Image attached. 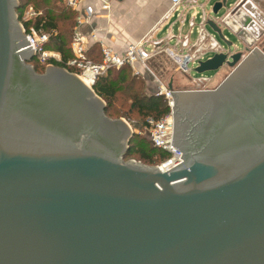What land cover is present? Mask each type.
Segmentation results:
<instances>
[{
    "label": "water",
    "instance_id": "water-1",
    "mask_svg": "<svg viewBox=\"0 0 264 264\" xmlns=\"http://www.w3.org/2000/svg\"><path fill=\"white\" fill-rule=\"evenodd\" d=\"M17 7L0 0V264H264V52L228 42L193 68H233L216 88L169 84L184 162L162 169L124 159L132 128L77 74L35 70Z\"/></svg>",
    "mask_w": 264,
    "mask_h": 264
},
{
    "label": "built area",
    "instance_id": "built-area-1",
    "mask_svg": "<svg viewBox=\"0 0 264 264\" xmlns=\"http://www.w3.org/2000/svg\"><path fill=\"white\" fill-rule=\"evenodd\" d=\"M82 1L83 0H65V3L69 7L78 10V6ZM101 1L103 8L109 10L110 1ZM170 1L172 3V10H178L181 12L189 7H194L196 4V0ZM85 11L87 14L86 18H84L78 12L77 23L74 29L73 40L71 44L73 58L68 61V65L75 67L77 70L75 74H77L80 79L85 78L90 83V87L92 88L96 80L99 77L105 75L112 67L129 65L132 67L136 75H140V70L136 68V64L139 62L151 72L148 66L150 59L161 53L168 54L177 63L179 69L183 73L190 74L191 70H193L190 68V65L192 64L196 67L202 56V47L199 44L207 42L204 33V24L207 21L206 13L203 15V25L198 26V41L191 42L187 36H180L177 40L176 47L170 46L168 42L164 45L161 40L149 41L148 38H144L142 41H139L135 44H130L123 54H118L111 47L100 41L98 35L93 32L91 38L101 44L102 51V59L100 61H96L89 56L88 39L79 31V26L83 24L86 19L88 20L94 12L91 6L86 7ZM41 14L42 12L35 9L33 6H29L24 13L25 19L39 16ZM256 24L257 22L254 20V18L248 16L241 24H239V33H242L243 38H245L244 34L252 32L255 29ZM195 26V22H191L192 30ZM23 32L27 37V40L30 41L29 46H32L34 49L33 56L37 55L42 62H47L50 58L61 59V54L59 52L48 50L44 47L46 42L49 40V32L36 27H31L29 30L24 28ZM208 43L211 49L217 50V52L225 50V48L223 50L221 49V45L215 37H211ZM251 51L253 50L251 49ZM48 65H51V63ZM200 80L202 79L200 78ZM203 80L207 79L205 78ZM158 84L159 88L156 94L164 95L167 98L170 112L158 120L148 117L147 121L149 123L148 129L153 144L170 153V157L158 165L162 169H168L173 166H178L184 162V159L182 158L183 151L179 150L173 145L175 100L171 92L174 91L164 84L160 79H158ZM131 160L137 163H142L141 161H137L135 159Z\"/></svg>",
    "mask_w": 264,
    "mask_h": 264
},
{
    "label": "crops",
    "instance_id": "crops-1",
    "mask_svg": "<svg viewBox=\"0 0 264 264\" xmlns=\"http://www.w3.org/2000/svg\"><path fill=\"white\" fill-rule=\"evenodd\" d=\"M109 1V10L103 8L101 0H83L78 6V12L84 18L87 16L85 11L86 7L91 6L93 8V15L79 26V31L88 39L89 49L97 44L100 56L102 55L101 44L91 38L93 32L98 35L100 41L111 47L118 54H123L130 44H135L142 41L144 38H148L149 41L161 40L164 45L168 42L170 46L176 47L177 40L180 36H187L191 42L198 41L199 34L195 39H192V35L195 32L198 33V26L203 25V15L206 13L207 21L204 24V33L207 42L199 44L202 47V56L200 60H206L212 57L210 53H217V50L211 49L208 43L211 37L217 39L216 33L209 30L210 25L208 21H215L222 33L223 29L227 28L230 32L236 33L241 39H243L242 33H239L233 25L231 26L230 22L235 23L236 17L240 16L243 17V19L251 16L256 21V14L249 13L247 9L251 0H236L223 14H219L220 11L218 14H214L212 11L214 5L222 0H196L194 7H189L183 12L172 10V3L170 0ZM227 1L228 0H226V5ZM191 22H195L196 25L193 30L191 28ZM185 28H187V31H185ZM223 36L226 40V36L224 34ZM219 43L223 50L225 45L220 41ZM163 54L165 53L159 56ZM95 55H97V53ZM136 68L140 70V75L138 76L144 78L149 92L151 94H156L159 84L158 79L155 78L156 74L154 71L150 66L151 72L148 71L139 62L136 64ZM205 78L208 79L207 77L201 79L203 80ZM180 82H182V80L179 77H173L167 83V86L169 87V84L172 83L174 89L177 90L176 85Z\"/></svg>",
    "mask_w": 264,
    "mask_h": 264
},
{
    "label": "trees",
    "instance_id": "trees-1",
    "mask_svg": "<svg viewBox=\"0 0 264 264\" xmlns=\"http://www.w3.org/2000/svg\"><path fill=\"white\" fill-rule=\"evenodd\" d=\"M29 6H33L42 14L25 19L24 13ZM16 12L26 30L36 27L49 32L50 37L44 47L61 54V59L50 58L47 62H42L37 55L32 56L29 62L37 72H45L49 63L77 72L75 67L68 65V61L73 58L71 44L77 23V9L66 5L65 0H19ZM89 56L96 61L101 60L102 55L100 56L97 44L89 49ZM93 89L104 99L106 115L125 117L135 129L147 130L148 117L158 120L170 112L167 98L164 95L147 93L144 78L134 74L129 65L110 68L105 75L96 80ZM133 114L137 115V120L133 118ZM139 136L136 131L133 132L124 156L125 160L137 153L138 159L143 163L155 165V156L161 160L170 157L169 152L153 144L150 136L149 139L142 137L143 140L137 143L136 138Z\"/></svg>",
    "mask_w": 264,
    "mask_h": 264
},
{
    "label": "rangeland",
    "instance_id": "rangeland-1",
    "mask_svg": "<svg viewBox=\"0 0 264 264\" xmlns=\"http://www.w3.org/2000/svg\"><path fill=\"white\" fill-rule=\"evenodd\" d=\"M17 1L19 3V0ZM235 1L236 0H228L227 5L220 10L219 14H223L228 8L232 6V4ZM247 9L249 13L256 14L257 24H256L255 29L252 32L244 34L245 36V38H243L244 41L236 33L230 32L227 28L223 29V34L226 36V40L222 38L210 26H209V30L214 31L216 33L218 41H220L223 45H225V48H228V42H230L232 44V47H231L232 51H243L245 48H249V50L251 49L254 50L257 47L260 51L264 52V0H251L247 6ZM243 21H244L243 17L241 16L236 17L235 23L230 22V25L231 26L233 25L235 29L239 31L240 27L238 25L241 24ZM19 23L23 30L25 28L23 21L19 20ZM185 31H187V28H185ZM196 37H198L197 32H195L192 35V39H195ZM245 52L247 54V51ZM214 54L215 53H210V55L212 56ZM159 55L151 58L148 63V66H150V68L156 74L157 77L155 76V78L160 79L166 85L170 81V79H172L173 77H176V78L179 77L182 80V82L176 85V89L179 91L214 89L218 85H220V83H222V81L225 78H227L233 71V68L224 65L216 70H208L203 73H199L194 70H191L190 74H185L179 69L177 63L168 54L165 53L162 56H159ZM51 65H54V64H51ZM194 67L195 65H192V64L190 65L191 69H193ZM203 77H207L208 79L200 80V78H203ZM146 91L147 93H150L149 90L147 89V85H146ZM108 117L112 119L124 118L127 121V123L130 125V127L132 128L133 132L136 131L140 135L139 137L136 138L137 143L141 141L142 137L148 138L150 136L149 129L147 130L146 129L143 130L142 128L135 129L134 125L130 121H128L125 117H115L114 115H111ZM133 118L136 120L138 119L137 115L135 114H133ZM138 158H139V155L135 153L133 157L129 158L128 160L135 159L137 161H141ZM154 158L156 159V164L153 166H156L158 164L160 165L162 162L165 161L164 159L161 160V159L156 158V156Z\"/></svg>",
    "mask_w": 264,
    "mask_h": 264
},
{
    "label": "bare ground",
    "instance_id": "bare-ground-1",
    "mask_svg": "<svg viewBox=\"0 0 264 264\" xmlns=\"http://www.w3.org/2000/svg\"><path fill=\"white\" fill-rule=\"evenodd\" d=\"M81 80H82L87 86H90V83H89L85 78H81Z\"/></svg>",
    "mask_w": 264,
    "mask_h": 264
},
{
    "label": "flooded vegetation",
    "instance_id": "flooded-vegetation-1",
    "mask_svg": "<svg viewBox=\"0 0 264 264\" xmlns=\"http://www.w3.org/2000/svg\"><path fill=\"white\" fill-rule=\"evenodd\" d=\"M179 137H180V135H179Z\"/></svg>",
    "mask_w": 264,
    "mask_h": 264
}]
</instances>
